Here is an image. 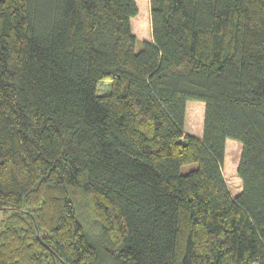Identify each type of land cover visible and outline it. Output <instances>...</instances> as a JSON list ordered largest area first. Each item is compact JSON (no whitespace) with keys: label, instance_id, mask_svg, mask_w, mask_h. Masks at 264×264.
<instances>
[{"label":"trees","instance_id":"obj_1","mask_svg":"<svg viewBox=\"0 0 264 264\" xmlns=\"http://www.w3.org/2000/svg\"><path fill=\"white\" fill-rule=\"evenodd\" d=\"M137 1H0V264H264V0Z\"/></svg>","mask_w":264,"mask_h":264},{"label":"rangeland","instance_id":"obj_2","mask_svg":"<svg viewBox=\"0 0 264 264\" xmlns=\"http://www.w3.org/2000/svg\"><path fill=\"white\" fill-rule=\"evenodd\" d=\"M137 4L138 7L142 10V13H146V17L149 21V17L151 15L150 0H139L137 1ZM137 15L132 18V23L133 20L135 21L138 20ZM143 22L144 20L137 21L138 24L132 26L134 33L137 35L140 41L144 39L153 41L152 26H151V33L148 35H144V30L142 29L143 27L141 24ZM136 48L137 50H140L142 48L141 42L137 43ZM110 88H111V81L102 80L98 85V92L99 94H106L110 91ZM187 106L188 107L186 112L185 132L202 137L204 131L205 102L191 100L187 103ZM241 153H242V143L237 140L229 138L226 142V153H225L223 172L227 184L229 186V189L231 190V193L233 195L239 193L242 190V180L238 175V166L241 158ZM195 167H197L196 163L186 164L182 167V172L184 173L188 172L189 170H192ZM74 190H78V189L72 188V193ZM74 196L81 217L85 221L89 222L90 217L83 196L79 192H75ZM11 212L12 211L8 209H0V224H2L4 221L8 219V217L11 215ZM103 261H104L103 264H106L107 260H103Z\"/></svg>","mask_w":264,"mask_h":264},{"label":"crops","instance_id":"obj_3","mask_svg":"<svg viewBox=\"0 0 264 264\" xmlns=\"http://www.w3.org/2000/svg\"><path fill=\"white\" fill-rule=\"evenodd\" d=\"M185 122H186V119H185ZM196 136H198V135H196Z\"/></svg>","mask_w":264,"mask_h":264},{"label":"water","instance_id":"obj_4","mask_svg":"<svg viewBox=\"0 0 264 264\" xmlns=\"http://www.w3.org/2000/svg\"><path fill=\"white\" fill-rule=\"evenodd\" d=\"M0 1H2V0H0Z\"/></svg>","mask_w":264,"mask_h":264}]
</instances>
